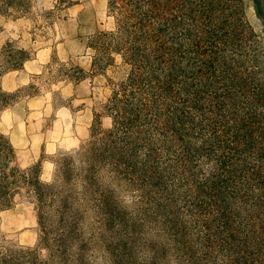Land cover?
<instances>
[{"label":"rangeland","instance_id":"obj_1","mask_svg":"<svg viewBox=\"0 0 264 264\" xmlns=\"http://www.w3.org/2000/svg\"><path fill=\"white\" fill-rule=\"evenodd\" d=\"M29 1L0 5V52L11 44L30 55L2 76L14 95L0 131L15 148L11 168L40 162L51 182L58 161L72 167L77 216L42 224L35 202L18 197L0 209V257L37 248L39 264H264V130L236 139L239 115L213 96L193 93L187 113L122 53L100 59L93 34L116 30L108 0ZM248 19L260 30L252 7ZM130 102L140 118L107 135ZM74 219L60 250L38 246Z\"/></svg>","mask_w":264,"mask_h":264},{"label":"trees","instance_id":"obj_2","mask_svg":"<svg viewBox=\"0 0 264 264\" xmlns=\"http://www.w3.org/2000/svg\"><path fill=\"white\" fill-rule=\"evenodd\" d=\"M29 2L1 0L0 5ZM108 4L116 17V30L93 34L100 59L112 60L113 52L122 53L135 67L146 69L160 88L183 98L187 113L195 104L190 98L193 93L213 96L215 106L231 108L239 115L229 129L236 139L254 141L256 131L264 130V0H108ZM250 7L260 30L248 19ZM83 15L84 11L78 17ZM29 59L28 50L11 44L0 52V112L14 95L3 90V74L21 68ZM247 95L252 97L239 100ZM137 107L130 102L124 117L116 114L107 135L128 131L140 118ZM15 159L14 145L0 131V209L11 208L15 199L27 196L35 202L42 224L50 214L66 222L77 216L78 196L72 191L75 175L68 163L58 161L53 181L45 182L40 162L14 169ZM89 164L88 169L94 170L95 165ZM83 181L91 186L94 174ZM70 223L56 227V232L45 231L38 246L50 249L51 254L60 250L64 239L72 235L76 219ZM37 252V248L9 249L0 264H39Z\"/></svg>","mask_w":264,"mask_h":264},{"label":"snow or ice","instance_id":"obj_3","mask_svg":"<svg viewBox=\"0 0 264 264\" xmlns=\"http://www.w3.org/2000/svg\"><path fill=\"white\" fill-rule=\"evenodd\" d=\"M27 165H25V167H26ZM51 166H49V168H50ZM42 179H46V180H50L51 179V177L50 176H45V177H42Z\"/></svg>","mask_w":264,"mask_h":264}]
</instances>
